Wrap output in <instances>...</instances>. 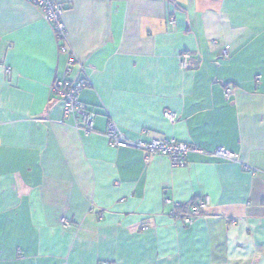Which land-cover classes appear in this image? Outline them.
<instances>
[{"label": "crops", "instance_id": "0c3cea01", "mask_svg": "<svg viewBox=\"0 0 264 264\" xmlns=\"http://www.w3.org/2000/svg\"><path fill=\"white\" fill-rule=\"evenodd\" d=\"M65 2L68 75L40 11L0 0V264H264V0ZM83 75L89 135L52 91ZM109 123L196 151L146 160ZM204 198L184 225L176 205Z\"/></svg>", "mask_w": 264, "mask_h": 264}, {"label": "built area", "instance_id": "2783aa9c", "mask_svg": "<svg viewBox=\"0 0 264 264\" xmlns=\"http://www.w3.org/2000/svg\"><path fill=\"white\" fill-rule=\"evenodd\" d=\"M34 5L39 11L42 18L50 23L57 42L59 51L67 55V65L65 68V75L71 73L74 65H79V60L71 52L67 41V29L63 22V17L66 13L65 0H25ZM215 46V42H213ZM223 57H228V49H224ZM180 67L182 69H189L193 66L188 54L183 53L180 56ZM7 73L9 70H6ZM89 79L86 75L79 77L77 80L71 81L62 78L57 80L52 85V91L62 101L63 113L65 117H71L73 126L77 131L85 135H89L94 131L93 119L86 104L79 99L80 92L87 87ZM231 90L225 91L226 97H229ZM163 117L171 124L178 120L179 115L171 110H164ZM146 134V131H143ZM105 137L112 147H132L142 150L145 153V159L149 160L155 156H164L174 167H181L186 165V156L189 152L196 151V148L190 147L185 143H180L174 139H159L151 138L148 141L139 139L131 141L123 137L114 123H109L105 132ZM216 157L235 160L236 155L230 153L224 148H218L213 153ZM167 203H170L168 200ZM208 199L204 198L197 202L187 212H182L179 215L180 220L186 226L193 224L194 220L201 216V212L208 206ZM178 207V205H176ZM61 224L64 227H69L66 219H61ZM147 229V227H145ZM109 264V263H104Z\"/></svg>", "mask_w": 264, "mask_h": 264}, {"label": "trees", "instance_id": "16d2710c", "mask_svg": "<svg viewBox=\"0 0 264 264\" xmlns=\"http://www.w3.org/2000/svg\"><path fill=\"white\" fill-rule=\"evenodd\" d=\"M176 210L179 211V213H182L185 210V206L184 205H181V204H178V207H176Z\"/></svg>", "mask_w": 264, "mask_h": 264}]
</instances>
